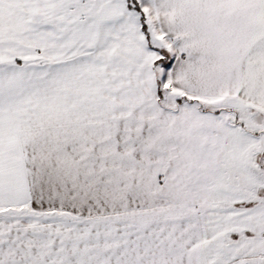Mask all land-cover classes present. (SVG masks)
Wrapping results in <instances>:
<instances>
[{
	"label": "snow or ice",
	"instance_id": "6c2138e0",
	"mask_svg": "<svg viewBox=\"0 0 264 264\" xmlns=\"http://www.w3.org/2000/svg\"><path fill=\"white\" fill-rule=\"evenodd\" d=\"M0 264H264V0H0Z\"/></svg>",
	"mask_w": 264,
	"mask_h": 264
}]
</instances>
